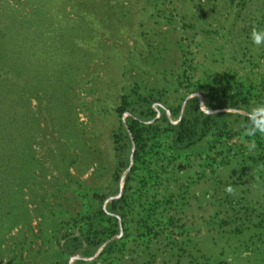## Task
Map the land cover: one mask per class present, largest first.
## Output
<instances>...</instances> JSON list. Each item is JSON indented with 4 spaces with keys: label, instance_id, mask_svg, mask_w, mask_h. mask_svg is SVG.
Wrapping results in <instances>:
<instances>
[{
    "label": "trees",
    "instance_id": "trees-1",
    "mask_svg": "<svg viewBox=\"0 0 264 264\" xmlns=\"http://www.w3.org/2000/svg\"><path fill=\"white\" fill-rule=\"evenodd\" d=\"M147 2L140 32L156 43L175 37L170 50L134 47L114 105L110 180L87 185L77 174L99 154L78 120L79 91L89 88L91 62L120 36L127 0H0V264H71L75 255V264H126L136 250L147 256L136 264L157 256L224 264L222 249L200 252L201 226L226 240L264 239V135H246L249 112L264 104V42L252 37L264 31V0ZM174 51L179 61H169ZM196 159L229 172L215 173L214 189L224 191L193 223L196 179L178 168ZM49 185L73 189L79 210L62 219Z\"/></svg>",
    "mask_w": 264,
    "mask_h": 264
},
{
    "label": "rangeland",
    "instance_id": "rangeland-1",
    "mask_svg": "<svg viewBox=\"0 0 264 264\" xmlns=\"http://www.w3.org/2000/svg\"><path fill=\"white\" fill-rule=\"evenodd\" d=\"M148 5L147 0H127V14L121 23L122 32L119 33L120 36L108 41V46L91 62L88 71L83 74V77L88 80L84 83L89 88L87 91H79L80 101H84L85 104H78V120L87 131L86 140L97 149L99 154V159L92 167L82 174H77L79 178L84 179L87 185L104 184L110 180L113 161L110 135L112 128L117 123L114 105L118 101L123 84L127 81L124 69L130 63L134 47L139 48L141 46L140 49L145 47L146 50L147 43H151L153 46L161 43L159 46L165 45L168 47L167 50L171 49V41L175 37L171 32H168L165 37L161 34L160 37L155 38L157 43L150 39V35L140 32L142 21L145 19L142 18V14ZM204 53L205 51L200 50L196 57L202 61L206 60ZM172 55L169 61H179L177 52L174 51ZM165 60L167 61V55ZM258 69L264 71V58ZM234 141L239 147L240 140L234 139ZM178 171L187 172L188 177L196 179L190 186L194 196L192 197L193 205L190 210H187V215L193 223L201 222L212 211L214 197L217 196L218 192L224 191V189H214L215 179L213 177H215V173L224 178L229 169L220 164L214 166L212 172L210 165H199L196 159L192 166L178 168ZM47 178H49V174ZM250 188L255 189V191L257 189L254 185H251ZM258 192L264 193V187H259ZM47 194L49 204L55 209H59V216L62 219L70 217L80 208V196L73 189L51 188L49 185ZM200 214L201 216H199ZM36 222L37 220H33L32 224L35 225ZM14 231L15 229L11 232ZM196 238L200 242L198 245L200 252L206 255H209L211 249L216 251L222 249L220 256L225 260L224 264H264V239L256 241L247 237H239V240H235L234 236H229V239L226 240L224 234L217 232L216 229L207 231L204 226H201ZM97 253L98 250L94 255ZM130 254L126 264L128 262L136 264L138 260L142 261L147 258L146 255L137 250ZM94 255L87 258H92ZM25 261L22 259L14 264H26ZM70 262L75 264L73 256L70 258ZM32 264L39 263L34 261ZM154 264L191 263L187 262V259L176 260L175 257L166 256L164 260L161 256H157Z\"/></svg>",
    "mask_w": 264,
    "mask_h": 264
},
{
    "label": "clouds",
    "instance_id": "clouds-1",
    "mask_svg": "<svg viewBox=\"0 0 264 264\" xmlns=\"http://www.w3.org/2000/svg\"><path fill=\"white\" fill-rule=\"evenodd\" d=\"M252 37L254 44L259 46L262 42H264L262 41V37H264V31L253 28ZM201 106L203 109V107L205 106L204 103H202ZM208 111L211 112L212 110L209 108ZM248 115L249 124L246 127V135L249 137H254L258 133L264 135V104L253 107ZM248 147L250 150H253L255 148V142L251 141L248 144ZM226 191L229 194H232L235 190L232 186H228L226 188Z\"/></svg>",
    "mask_w": 264,
    "mask_h": 264
},
{
    "label": "water",
    "instance_id": "water-1",
    "mask_svg": "<svg viewBox=\"0 0 264 264\" xmlns=\"http://www.w3.org/2000/svg\"><path fill=\"white\" fill-rule=\"evenodd\" d=\"M195 93H192V94H188L186 97H185V99L186 98H188V97H190V96H192V95H194ZM196 94L197 95H199V96H201V94H200V92H196ZM184 99V100H185ZM200 102H202V98L200 99ZM183 104H184V101H183V103H182V107H183ZM204 108V107H203ZM207 111H208V109H206ZM212 111L213 110H218V109H211ZM132 153V152H131ZM127 169H125V171H126ZM125 171L123 172V174H122V176H121V180H120V190H119V193H117L116 195H113V196H118L119 194H120V192H121V190H122V185H123V178H124V173H125ZM112 197V196H111ZM121 230H122V228H121ZM118 235H120V233L118 234ZM106 242V241H105ZM104 242V243H105ZM104 243H102V245L104 244ZM101 245V246H102ZM100 246V247H101ZM100 247H99V249H100ZM99 249H98V251H99ZM73 257H77V255H75V256H73Z\"/></svg>",
    "mask_w": 264,
    "mask_h": 264
}]
</instances>
